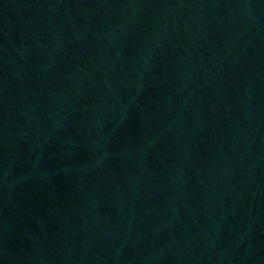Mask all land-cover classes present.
<instances>
[{
    "label": "water",
    "instance_id": "obj_1",
    "mask_svg": "<svg viewBox=\"0 0 264 264\" xmlns=\"http://www.w3.org/2000/svg\"><path fill=\"white\" fill-rule=\"evenodd\" d=\"M8 264H264V0H146Z\"/></svg>",
    "mask_w": 264,
    "mask_h": 264
}]
</instances>
